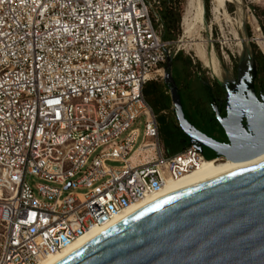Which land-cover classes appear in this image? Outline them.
<instances>
[{"label":"built area","instance_id":"1","mask_svg":"<svg viewBox=\"0 0 264 264\" xmlns=\"http://www.w3.org/2000/svg\"><path fill=\"white\" fill-rule=\"evenodd\" d=\"M160 4L0 0V264L62 252L205 161L165 150L144 96L171 58Z\"/></svg>","mask_w":264,"mask_h":264},{"label":"water","instance_id":"2","mask_svg":"<svg viewBox=\"0 0 264 264\" xmlns=\"http://www.w3.org/2000/svg\"><path fill=\"white\" fill-rule=\"evenodd\" d=\"M256 74L253 59L250 98L243 96L246 86L240 95H230L250 133L244 117L232 123L229 106L220 120L229 138L225 144L190 124L172 74L166 73L172 109L200 151L207 147L230 161L264 153V105L255 96ZM52 264H264V156L146 204Z\"/></svg>","mask_w":264,"mask_h":264},{"label":"rangeland","instance_id":"3","mask_svg":"<svg viewBox=\"0 0 264 264\" xmlns=\"http://www.w3.org/2000/svg\"><path fill=\"white\" fill-rule=\"evenodd\" d=\"M147 1H151V0H147ZM202 1H203V5H205L204 0ZM240 1L244 6L247 16V22L244 26V33L246 38L245 46L247 47V52L250 56H252L253 47L254 45H256L257 47L256 51H261V53H263L264 55V0L261 2L260 1L252 2V0H240ZM175 3H178V5H180L181 14L183 18V14L187 7L188 0H176ZM212 8H213V3L212 0H210L209 16L207 17V21H206L207 25L210 26V29L208 33H205V36L209 38V43L208 44L205 43V45L207 44L205 49H207L208 47L209 50L213 52V54L216 56L219 65V75L215 74L210 67L205 66L196 57L195 52L193 50L188 49L180 42V39L182 38V29H181V34L176 40L165 41L170 43L169 49L171 53L170 54L171 58H173L178 51H183L184 56L182 58L186 56H190L193 61V66L189 71L193 79V80L191 79L192 81L188 79V76L185 71H182L181 74H179L178 72L175 73V77L177 78V80L179 82L180 80L183 81V83L187 88V89H182V96L184 103L188 101L187 93L189 92L188 90L189 88H191L190 92H193V94H196L197 96H202L205 94V89L196 80L199 79L202 82L213 83V84H217L219 82L224 88L228 90L229 85L227 83H223V82L221 83V81L218 80L220 76L223 79V81H232L235 77L234 70L238 66V64H240L241 70L243 69L245 71L243 65L244 61L238 54L240 49L238 47V40L236 39L237 37L236 34L241 33L240 37H242V27L241 25H239V23H237L236 20L238 17L236 13L237 11L236 5L234 3H229V2L226 5L227 11L230 15L231 22H229L227 18H224L225 17L224 15H221L220 13L216 15L215 13H213ZM254 8L257 9L256 13L252 12ZM154 11H157L155 7H154ZM151 13L153 15V10H151ZM204 16H205V6H204ZM258 16H260V19L258 18L260 24L257 21ZM201 35L203 36L204 33H202ZM259 35L260 38H258ZM245 75H246L244 80L245 83L243 84V86L241 85L242 90L243 89L245 90V86L247 87L249 85V78H251L252 76V70L247 72L245 71ZM178 77H180V79H178ZM159 82L161 83L160 85H162V83L165 82V79L163 81L160 80ZM190 110L188 114H190L199 124L204 123L197 112H195L194 110L192 112ZM262 111L264 112V106L262 108ZM230 112H231V119L233 121L232 123L238 124V122L240 121V119H242V117L245 118V116H243V113L237 109V106L235 105V102L233 100H230ZM172 117L174 118L173 110L172 109L167 110V115H164L162 113L160 122L164 123L168 120V118L172 119ZM144 122H145L144 117H141L136 121L134 126V128H139L140 130V138L138 140V144L141 143L142 141V135L144 132ZM205 125L211 131L215 132L216 135L218 136L223 135L222 130L219 127H216L211 123ZM190 143H191L190 141L187 142V144ZM202 154L205 160H211L215 156V154H213L210 150H208L205 147L202 148ZM27 182L32 187L40 183V181L35 177H27ZM85 191L86 190H80V192H85Z\"/></svg>","mask_w":264,"mask_h":264},{"label":"bare ground","instance_id":"4","mask_svg":"<svg viewBox=\"0 0 264 264\" xmlns=\"http://www.w3.org/2000/svg\"><path fill=\"white\" fill-rule=\"evenodd\" d=\"M228 2L234 3L236 5V9H237L236 13L238 15L236 20H237V23H239V25H241L242 27V37H240L241 33L236 34L237 35L236 39L238 40V47L240 49L238 54L244 61L243 65H244L245 71L246 72L251 71L252 70V58L248 54L247 47L245 46L246 38H245V33H244V26L247 22V16H246V11L241 1L240 0H212V3H213L212 11L216 15H218L219 13L221 15H224L225 16L224 18H227V20L231 22L230 15L226 8V5ZM181 28H182V38L180 39V42L184 46H186L188 49L193 50L195 52L196 57L205 66L210 67L215 74L219 75V65H218L216 56L213 54V52L209 50L208 47L207 49H205L206 45L209 43V38L205 36V33H208L210 26L207 25L206 20H205L204 5H203L202 0H188L187 7L183 14ZM202 33H204L203 36L201 35ZM258 38H260V35ZM205 43L207 44L205 45ZM218 80L221 81V83L222 82L225 83L223 79L221 78V76ZM241 85L243 86V84ZM263 156H264V153L258 156L252 157L250 159L242 160V161H230V160H223V159L205 160L199 165L198 169H196L195 171L189 173L188 175H186L185 177L177 181L169 182L158 193L148 196L145 199L129 206L122 213L116 215L112 220L106 223H103L100 226L92 228L86 235L76 240L74 243L70 244L62 252L49 255L48 257L42 260H39V262L36 264H52L53 262L60 259L67 253L71 252L72 250H74L75 248H77L78 246H80L81 244H83L84 242L92 238L93 236L97 235L98 233L106 229L107 227L111 226L115 222L119 221L120 219L129 215L133 211L145 206L146 204L156 199H159L163 196L179 191L181 189L193 186L195 184L207 181L228 170L255 162Z\"/></svg>","mask_w":264,"mask_h":264},{"label":"trees","instance_id":"5","mask_svg":"<svg viewBox=\"0 0 264 264\" xmlns=\"http://www.w3.org/2000/svg\"><path fill=\"white\" fill-rule=\"evenodd\" d=\"M153 0L149 1L152 2ZM176 0H161L160 5H154L153 15L151 13L155 28L160 32V36L163 41L168 40H176L181 34V23H182V14L180 5L175 3ZM205 2V19L207 21V17L209 16L210 10V0H204ZM154 7L157 11H154ZM254 13H256V8L253 9ZM256 16V15H255ZM260 19V16L257 17ZM259 24L260 21L258 20ZM257 47L254 45L253 47V57L257 66V74L256 81L257 83L264 88V55L261 51H256ZM184 56L183 51H178L173 58H170V62H167L164 67L166 69V73L171 72L175 85L177 86L178 92L180 94L184 114L187 119V109L193 110L191 102H201L207 103L208 100L204 99V95L197 96L193 94L191 88H189V92L187 93L188 101L184 103L182 96V89H187L183 81L180 82L175 77V73L178 72L181 74L182 71H185L188 79H192L190 75V69L193 66V61L190 56ZM236 69V68H235ZM177 73V74H178ZM180 79V77H178ZM193 80V79H192ZM191 80V81H192ZM196 80V79H194ZM160 81V80H159ZM159 81H151L147 83L144 87V96L150 106L152 107L153 112L157 115L159 122V132L160 139L163 147L168 153H176L181 150L183 147L178 146V142L181 138V132L178 128L175 127V124L172 120L168 118V120L164 123L160 122L161 115L163 111L170 110L172 103L169 93V86L165 84V82L161 83ZM163 81V80H162ZM205 91L208 90L209 85L213 83L202 82L199 79L196 80ZM220 85V84H219ZM189 121V120H188ZM191 123V122H190ZM189 145V144H186ZM216 158V155L214 156ZM212 158L211 160H213Z\"/></svg>","mask_w":264,"mask_h":264},{"label":"flooded vegetation","instance_id":"6","mask_svg":"<svg viewBox=\"0 0 264 264\" xmlns=\"http://www.w3.org/2000/svg\"><path fill=\"white\" fill-rule=\"evenodd\" d=\"M251 58H252V63H253V59H254L253 55L251 56ZM234 75L235 77L232 81H224L225 83L229 85L228 90L224 88L223 86L219 85V83L211 84L209 85L208 90L205 91V94L203 97L204 99L208 100L207 103L203 104L201 102H191L193 110L198 113V115L200 116L201 120L204 123L199 124L190 114H188L189 109H187V120L191 122L190 124L193 127H195L198 131L202 132L203 134H206L207 136L213 138L214 140L220 143H225V144L229 143V138L225 130L223 129L220 120H225L228 116L229 106H230V95L237 96L241 94L242 88H241L240 78H245L246 75H245V71L243 69L241 70L240 64H238V66L234 70ZM250 91H251V87L250 85H248L246 87L245 94L243 95L246 99L250 98ZM254 91H255V96L258 99V102L261 105H264V88L257 83L256 78L254 80ZM193 110H190V111L193 112ZM173 114H174V118L172 117V119L171 118L169 119L173 121V123L175 124V127L178 128L182 134L178 142V146H181V147L186 146L187 142L190 141V138L181 128L174 111H173ZM208 123H211L216 127H219L222 130L223 135L218 136L216 135L215 132L207 128L205 124H208ZM242 124H243V127L250 133L246 117L243 118ZM210 151L213 154H215L217 157V154L214 151L212 150Z\"/></svg>","mask_w":264,"mask_h":264},{"label":"crops","instance_id":"7","mask_svg":"<svg viewBox=\"0 0 264 264\" xmlns=\"http://www.w3.org/2000/svg\"><path fill=\"white\" fill-rule=\"evenodd\" d=\"M171 109H172V106H171ZM173 110V109H172ZM164 112H167V110L166 111H163L162 113L164 114Z\"/></svg>","mask_w":264,"mask_h":264}]
</instances>
